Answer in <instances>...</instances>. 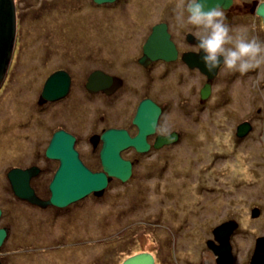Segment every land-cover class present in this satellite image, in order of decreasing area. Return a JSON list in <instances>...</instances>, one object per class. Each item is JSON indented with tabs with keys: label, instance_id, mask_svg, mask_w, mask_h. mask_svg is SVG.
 Masks as SVG:
<instances>
[{
	"label": "flooded vegetation",
	"instance_id": "flooded-vegetation-1",
	"mask_svg": "<svg viewBox=\"0 0 264 264\" xmlns=\"http://www.w3.org/2000/svg\"><path fill=\"white\" fill-rule=\"evenodd\" d=\"M21 1L14 0L17 29L11 62L2 85L4 88H7L10 81H12L18 46L22 43L18 34L19 30L24 29L26 23H28L27 16L19 10ZM120 1L99 3L96 0H38L34 6L29 5L40 12V20L43 23L46 22V15H42V12L47 11L46 7H54L57 3L61 8L75 9L79 12L85 11V22L91 21L92 18L89 7H99L100 13L94 15V20L100 21L102 26L106 21L105 9L108 6L118 5ZM176 3L177 0L153 3L155 8L152 11L150 10V14L147 13L145 19L142 18L140 23L129 25L124 30L121 23L117 24L109 39L106 40L100 36L99 40L93 42V47H91L92 41L89 39L87 47H91V50L85 51L83 56L91 67L87 68L82 74L72 72L68 69L69 67L67 68L62 64L52 66L49 69L51 56L46 54L41 58L43 65L46 66V73L36 89L35 98L30 95L32 99L21 109L23 118H8L7 134H9V137L6 141V147H8V156L13 154L14 156L9 160V164L5 166L6 171L5 174L3 173L5 179H3L4 185H2L4 189L2 190L3 194L0 195V208L2 211L0 229L7 231L5 241L14 237L13 230H15L14 227L18 223L20 233L28 232L25 237L38 234L36 239L33 238L34 242H30L29 247L37 249L41 245L40 248H44V251H50L66 245L61 237L64 234L59 236L55 232V228L60 225L59 223H63L68 229L75 221L82 219L81 215L83 214L81 212L84 210L79 211L77 209L81 200L66 207H58L50 202L52 196L50 185L60 168L61 161L49 158L47 150L58 132L73 136L75 138L74 147L81 162L93 173H102L105 172L101 157L105 144L104 134L109 130H125L131 137L137 136L139 128L134 119L140 104L144 100H150L151 103L161 108L158 124L162 126L164 118L173 107H178L182 114L184 110L188 114L193 112L194 118H204L205 113H207L206 118H209L212 113L219 111V109H225L224 112L228 118H236V116L237 118H248L234 125L233 140L235 143L243 141L245 137L253 132L257 119L264 121V68L251 71L245 75L238 72L222 71L217 68L216 73L209 76L203 71L202 56L204 54L196 53L195 45L198 41L192 35L193 29L190 26L180 27L175 21L174 9ZM259 4L260 0H232L227 7H222L226 23L230 28L247 29L249 38L255 37L261 43H264V23L263 19L257 14ZM151 15H155V18L148 19ZM143 22L144 25H142ZM41 25V30L46 29V26ZM159 25L166 26V31L176 47L178 55L175 60H152L146 52L145 47L148 45L155 28ZM123 31L125 35L119 34ZM43 37L46 41L54 38L52 34L43 35ZM23 44L29 46L28 42ZM41 46L39 49H41ZM39 49L30 48L27 52V57L30 58L31 62H34L33 68L36 63L40 64ZM189 55L196 57L199 64L202 62L201 65L190 66L184 58ZM110 58H124L123 70L118 72L109 69V67L112 68L111 65L113 64ZM53 76L54 89H62L67 85V91L63 95L51 99L45 97L44 89ZM57 76L60 77L57 78ZM187 84H189V87H187ZM77 87L84 92V95L81 94L76 99L74 96ZM206 88H209L207 89L208 92H206ZM244 94L248 96V99L243 98ZM243 107L247 109V112L242 115L240 112ZM243 123L247 126L243 134L239 135V127ZM167 131L170 135L177 134V139L171 144H164L162 147L156 148L158 138L164 136L161 131L155 130L153 134L147 135V142L150 145L147 152H139L134 147L121 151L122 158L132 164V175L126 182L108 176L107 187L103 191L92 193L82 200L92 197L102 200L110 193L112 187L117 197L124 199L127 195L125 192L130 190L125 186L132 185L135 181L160 185L162 179H164L162 178L163 172L170 174L172 165L169 157L172 155L171 151L182 144L184 139V133L180 130L167 129ZM160 158L163 164L161 169L156 166L157 163H160ZM215 168L213 165L200 168L199 172L196 173L198 183L191 186L196 194L198 193L199 200L196 206L201 208V212L205 211L206 213L203 216L197 215L194 208L191 210L186 209L188 215L185 212L183 213V216H185L183 222L186 224L194 214L200 220H203L205 224H208L204 243L199 247V242H190V240L195 239V236H192L189 239L190 244L185 241L184 248L187 247L186 245L189 247L183 253L191 249L198 254L201 251L199 254L201 258L195 264H264V222L262 223L260 219V217L264 218V211L259 214L260 212L257 213L251 210L248 204V211L251 210L252 217H250L253 219L249 221V216L238 215L243 220L248 219L246 224L248 226L241 227L238 222L239 218H236L238 213L236 214L234 209H230L226 205L224 207L226 208L225 211L220 210L221 203L219 200L223 198V194L218 195L210 203L202 204L205 190H209L210 193L223 191L217 186V183L205 185L204 177L208 172L213 175L212 173L217 171L216 177L220 172L228 175V169L226 172V169L219 171ZM13 171L29 172V185L34 192L30 198H22L16 194L10 176ZM152 179L157 180L156 182H150ZM146 183L141 185L142 189L143 186L149 185ZM144 193H147V191L141 192L143 194L141 200L132 202V213L126 211L121 212L122 216L117 215L119 223L124 224V219L129 220L128 218H133L137 212H143L142 218L135 217V222L121 227L122 229L125 228L126 232H122L118 239L123 248V245L126 246L128 243L129 238L126 237L124 240L125 235L132 236L129 244L133 245L134 241L153 233L151 242L153 247L129 254L123 263L134 255L148 253L153 255L155 264H158L162 258H165V255L168 257L167 254H169V249L167 252L164 249V246H168V244L165 245L161 243V239L156 240L155 238L158 234L157 230L160 228L157 227L160 225L157 213L164 212L162 209H166L169 203L176 204L183 200L162 192V196L159 197V208L156 201ZM150 203L151 206H157L158 210L154 213L149 211ZM222 203H225L224 198ZM219 211L224 216L222 221L207 218L208 215ZM25 219H30V223H25ZM28 224L31 225L27 226ZM134 224L137 227H134ZM254 225L255 230L252 229ZM239 232L250 239L246 245L243 258L238 257L241 248L237 241ZM166 239L168 241V238ZM220 250L223 252H220ZM8 255L9 253H6L5 258L8 259L10 256Z\"/></svg>",
	"mask_w": 264,
	"mask_h": 264
},
{
	"label": "rangeland",
	"instance_id": "rangeland-1",
	"mask_svg": "<svg viewBox=\"0 0 264 264\" xmlns=\"http://www.w3.org/2000/svg\"><path fill=\"white\" fill-rule=\"evenodd\" d=\"M166 1L169 0H121L118 5L108 6L105 9L106 21L102 26L100 21L94 20V15L100 13L99 7H89L92 18L91 21L85 22V11L79 12L75 9L61 8L57 3L54 7H46L47 11L42 12V15H46V22L43 23L40 20V12L32 7L38 0H22L20 2L19 10L27 16L28 23L18 33L22 43L18 46L10 87L8 85L7 88L2 86L0 88V195L3 194L2 190L4 189L2 185H4L3 179H5L3 175L6 171L5 166L9 164V160L14 156L11 153V156H8V147H6V141L9 137V134H7L8 118H23L21 109L32 97L35 98L36 89L46 73V66L43 65L41 58L46 54L51 56L49 69L52 66L62 64L67 68L69 67L68 69L72 72L82 74L87 68L91 67L83 53L91 50L95 40H99L100 36L106 40L109 39L117 24L121 23L124 30L129 25L140 23L141 19H145L146 14H150V10L152 11L155 8L153 3ZM151 17L155 18V15L149 16L148 19ZM41 24L46 26V29L41 30ZM142 25H144V22ZM47 34H52L54 36L53 40L48 39L46 41L43 35ZM119 34L125 35V32ZM89 39L92 41L90 48L87 47ZM24 42H28L29 46L23 44ZM40 45H42L41 49H39ZM30 48L39 49L40 64L36 63L34 68V62H31L30 58L27 57ZM110 61L113 63L112 68L105 64L109 69L118 72L123 70L124 58H110ZM187 87H189V84H187ZM81 94L83 96L84 92L77 87L74 98L77 99ZM243 98L248 99V96L244 94ZM224 110L219 109V111L212 113L209 118H206L207 113L204 114V118H194L193 112L188 114L184 110L182 114L178 107L171 108L163 120V126L170 130L182 131L184 139L182 144L171 151L172 155L169 157L172 165L170 174L163 172L162 178L164 179H162L160 185L135 181L132 185L125 186L130 190L125 192L127 195L124 199L118 198L112 187L110 193L102 200L93 197L81 200L77 209L79 211L84 210L81 212L83 215L80 214L82 219L75 221L68 229L63 223H59L60 225L55 228V232L59 236L64 234L61 237L66 245L50 251H44V248H40L41 245L37 249L29 247L30 242H34L33 238L36 239L38 234L31 235L33 237H25L28 232L20 233L19 224L17 223L14 227L15 230H13L14 237L5 241L0 247V258L3 264H122L129 254L151 249L153 247L151 244L153 233L134 241L133 245L129 244L132 236L125 235L124 240L126 237L129 238L128 243L126 246L124 244L123 248L118 239L122 232H126V229L121 227L135 222V217H143L142 211L141 213L137 212L133 218L124 219V224H120L117 217V215L122 216L121 212L129 211V213H132L131 204L134 200L142 199L143 194L141 192L143 193V191H147L144 194H148L151 199L155 200L159 208V197L162 196V192L183 200L176 204L169 203L166 209H162L164 212L157 213L160 220V225L157 227L160 228H158V234L155 238L156 240L161 239V243L165 245L168 244V246H164L166 252L169 249L168 257L165 255V258H162L158 264L197 263L201 258L199 256L201 251H199V254L192 249L185 253L183 251H186L189 247L186 245L187 249L184 248L185 241L189 244L192 241L199 242V247H201L206 237L205 232L209 227L197 216H203L206 212H201V208L196 206L199 200L198 193L196 194V191L191 187L194 183H198L196 173L199 172L200 168L213 165L219 171L226 169L227 172L229 170L228 175L220 172L217 177V171L212 173L213 175L210 172L206 174V177H204L205 185L217 183V186L223 191L210 193L209 190H205L202 204L210 203L218 195L223 194L225 203H222L223 198L219 200L221 203L220 210L225 211L226 208L224 207L226 205L230 209H234L236 214L238 213L236 218H239L238 222L241 227H247L248 219L249 221L253 219H251V210L257 213L260 212L259 214L264 211V121L257 119L253 132L245 137L243 141L235 143L233 140L234 125L248 118H237V116L236 118H228ZM246 112L247 109L243 107L240 113L243 115ZM156 166L160 169L163 167L161 158L160 163H157ZM156 180L152 179L150 182H156ZM144 183L149 185L143 186L142 189L141 185ZM153 200L151 201L154 203ZM248 204L251 209L249 211ZM192 208H194L197 215L194 214L186 224L183 222V217H185L183 213L185 212L188 215L186 209L191 210ZM157 210V206H151L150 203L149 211L154 213ZM238 215L249 217L243 220ZM207 218L222 221L224 216L219 211L208 215ZM260 219L263 223L264 218L260 217ZM24 221L30 223V219ZM29 225L31 224L27 226ZM134 227L137 226L134 224ZM252 229H256L255 225ZM192 236H195V239L189 242ZM166 238H168V241ZM249 240L242 232H239L237 236V241L241 247L238 252L239 258L244 257ZM6 253L10 255H8V259L5 258Z\"/></svg>",
	"mask_w": 264,
	"mask_h": 264
},
{
	"label": "water",
	"instance_id": "water-1",
	"mask_svg": "<svg viewBox=\"0 0 264 264\" xmlns=\"http://www.w3.org/2000/svg\"><path fill=\"white\" fill-rule=\"evenodd\" d=\"M102 2H114L116 0H96ZM232 0H208V7H214L219 3L223 7H227ZM257 14L263 19L264 8L258 10ZM16 8L14 0H0V88L3 85L6 72L9 68L13 45L16 36ZM146 52L152 60H175L177 58V50L174 43L170 39L169 33L166 31L165 25H159L155 28L148 45L145 47ZM185 60L190 66L195 67L201 65L198 59L193 55L185 56ZM222 60V58H221ZM203 71L209 76L216 73L217 69L209 72L203 62ZM60 76H57L59 78ZM50 78L47 82L44 95L46 98L59 97L67 91V85L62 89H54L55 82ZM209 88H206L208 92ZM161 114V108L150 100H144L137 111L134 119L135 124L139 128V133L135 137H131L125 130H109L104 134V147L101 153L105 172L93 173L79 159L78 152L75 150V138L64 132L55 134L51 144L47 150V156L51 159H59L61 161L60 168L50 185L52 192L50 202L58 207H66L72 203L84 199L95 192H101L107 187L108 176L116 177L126 182L132 175V164L130 161L124 160L121 151L129 147L136 148L139 152H147L150 148L147 142V135L153 134L155 130L152 128L153 123H158ZM247 124L243 123L239 127V135H242ZM171 140L159 137L156 148L162 147L164 144H171L177 139V134H172ZM13 187L16 194L22 198H30L33 190L29 185L28 171H13L11 174ZM2 214L0 208V216ZM7 231L0 229V247L3 245ZM220 252H223L220 250ZM0 264L3 262L0 259ZM123 264H155L153 255L148 253H140L128 258Z\"/></svg>",
	"mask_w": 264,
	"mask_h": 264
},
{
	"label": "clouds",
	"instance_id": "clouds-1",
	"mask_svg": "<svg viewBox=\"0 0 264 264\" xmlns=\"http://www.w3.org/2000/svg\"><path fill=\"white\" fill-rule=\"evenodd\" d=\"M262 8L264 0H260L258 10ZM174 13L180 27L190 26L193 29L192 35L198 41L196 53L204 54L202 60L209 72L218 68L245 75L264 68V43L255 37L249 38L247 29L230 28L219 3L209 8L208 0H177ZM151 126L161 131L165 139L174 138L165 126L158 123Z\"/></svg>",
	"mask_w": 264,
	"mask_h": 264
}]
</instances>
